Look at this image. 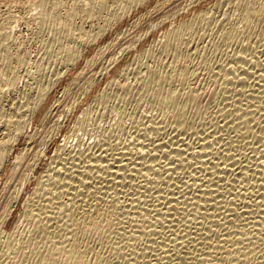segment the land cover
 Masks as SVG:
<instances>
[{
	"label": "bare ground",
	"instance_id": "obj_1",
	"mask_svg": "<svg viewBox=\"0 0 264 264\" xmlns=\"http://www.w3.org/2000/svg\"><path fill=\"white\" fill-rule=\"evenodd\" d=\"M263 24L264 0H0V190L50 87L89 77L1 210L0 264H264ZM19 25L48 35L34 73Z\"/></svg>",
	"mask_w": 264,
	"mask_h": 264
},
{
	"label": "rangeland",
	"instance_id": "obj_2",
	"mask_svg": "<svg viewBox=\"0 0 264 264\" xmlns=\"http://www.w3.org/2000/svg\"><path fill=\"white\" fill-rule=\"evenodd\" d=\"M175 6H171V7H168V10L171 8L172 10L174 9V8H176V4H174ZM167 9V8H166ZM170 9V10H171ZM215 9H217L216 8V6H215ZM18 15V14H17ZM152 21V20H151ZM151 21H149V22H147L146 23V25H145V27H147V25H148V27H151L150 26V23H151ZM20 26V25H19ZM16 26L15 27V34H16V32H18L17 34L20 36V38L24 41L23 43H24V45L23 46H25V47H23V50L25 51V53H26V56H27V61H28V63H27V66L26 67H24V69H26V71L28 72H31V73H34L35 72V64H36V62H37V59L38 58H36V57H38V52L40 51V49L38 48L39 46H40V44H41V42L39 43V41L42 39V38H45V39H48L47 37H48V35L46 36H44L43 35V37L40 39L39 38V36H37V33L33 30V31H30V32H28L29 30H27V29H25L23 26ZM264 27V24H263V26H261V28H263ZM17 29V30H16ZM21 30V31H20ZM29 33V34H28ZM260 33V32H259ZM27 34V35H26ZM46 34V33H45ZM26 35V36H25ZM31 36V37H30ZM26 38V40H25V38ZM26 41V42H25ZM149 41H152V39H151V37H150V39H149ZM128 42V39H125V40H122V41H120V42H118V43H116L115 44V46L114 45H112V46H110L109 47V50L110 51H108V55L106 56V57H104V58H101L99 61H97V63L94 65L95 67H93L92 68V71L90 72V75L91 74H93V73H99L100 71H102V69H103V67L104 66H106V64H107V61L109 60V58L112 56V55H116V57L118 58V54H119V56L121 55V57H122V55L124 56V54H122L121 53V50H122V48L125 46L124 44L125 43H127ZM28 43V44H27ZM38 43V44H37ZM122 45H123V47H122ZM42 46V45H41ZM40 46V47H41ZM32 49V50H31ZM36 50V51H35ZM39 50V51H38ZM120 50V51H119ZM38 51V52H37ZM30 52V53H29ZM119 52V53H118ZM114 53V54H113ZM31 57H30V56ZM121 57H119V59L121 58ZM36 59V60H35ZM118 59V60H119ZM30 63H31V65H30ZM105 64V65H104ZM30 70H29V69ZM99 68V69H98ZM23 69V68H22ZM22 69H20L19 71H18V73H19V75H24L25 73H26V71H24V69L22 70ZM52 70H50V68L49 69H47V71H46V77H45V81H46V79L47 80H49L51 77L52 78H54L53 77V75L54 74H52L51 72H53L54 73V69L55 68H51ZM101 69V70H100ZM48 70L50 71V72H48ZM99 70V71H98ZM21 71H23V72H21ZM52 75H51V74ZM49 74V76L47 77V75ZM89 75V76H90ZM49 78V79H48ZM51 78V79H52ZM50 79V80H51ZM89 79V77L87 78V79H85V81L84 82H81V83H79V84H77L76 86L74 85V87H71V88H69V89H63L62 88V86H60V85H57V84H55V85H53V87H50V91H49V101H50V106L52 107V108H50V110H49V114H50V116H49V114H48V116L49 117H47V119H46V122L44 121L43 122V124H41V126H40V128L37 126H33V125H31V124H28L26 127H25V130H24V135L26 136V135H29L30 133H34V131H35V133L33 134V138H34V141H33V139H31L29 142L27 141V139L25 138V140H26V143H25V141L23 140V139H20V141L19 142H17L15 145H16V151H18V152H20V151H22V150H28L29 149V151H26L25 152V150L24 151H22V152H25V153H22V158L25 160H23L24 162H23V164L25 163V165H21V166H23V167H21L20 166V172L18 171V173H21V174H18V176L16 177L15 176V178L13 179V181L11 182V181H8V182H10V183H6L5 184V186L4 187H2V191L0 190V213H1V210L3 209V207H4V205H6V203L9 201V199L12 197V195H15V194H18L19 193V187H20V180L22 179V174H24L23 172H25V168H26V165L29 163V162H31L32 160L31 159H33L32 157H34L33 155H35V153H37L38 151H41V150H44L45 148V145H43V141L47 138V139H49L50 138V140H53V139H55V138H59V139H61V137H62V135L65 133V132H68L69 131V129H72L75 125H74V122H75V118H79V119H81L82 118V116H84L82 113L84 112L83 111V108H81V102H80V100H78L79 99V97H80V94H81V91H82V89H83V87L85 86V83L87 82V80ZM23 80V79H22ZM22 80H20L19 81V85H18V88H19V90H23L24 88H22V87H24L25 86V81L24 82H22ZM99 82H102L103 80H102V77H100L99 79H97ZM132 81V78L130 77L129 78V83H132L131 82ZM56 88V89H55ZM62 90H64V91H62ZM70 90V91H69ZM61 91V92H60ZM67 91V92H66ZM70 92V93H69ZM113 92V91H112ZM112 92L110 93L111 95H110V105H111V103L113 104V105H111L112 107H120L121 106V102L118 100V99H116V96L114 95V94H112ZM77 95V96H76ZM113 95L115 96V98H113ZM112 97V98H111ZM58 100H56V99ZM77 98V99H76ZM55 100V101H54ZM113 100V101H112ZM116 100V101H115ZM117 100H118V103H117ZM75 101L76 102H80L79 103V106H78V108H76L75 107V105H76V103H75ZM115 102V103H114ZM119 102H120V104H119ZM75 105H74V104ZM120 106H119V105ZM115 105V106H114ZM131 106H129V108H128V106L127 107H125L126 108V113H127V111H129L128 113H131L133 110L130 108ZM128 109V110H127ZM132 110V111H131ZM124 111H125V109H124ZM79 114V115H78ZM91 115V116H90ZM92 115H93V117H92ZM98 115V113H95V112H93V114H87V117L89 118H86L87 120H88V122L90 123V125H89V123H88V125L89 126H87L88 128H87V130H92V126L93 127H98V129L99 128H104V127H106V125H108L105 121H100V119H97V118H95V117H98L97 116ZM75 119V120H74ZM117 119V117H115V120ZM91 120V121H90ZM95 120V121H94ZM74 121V122H73ZM111 121V120H110ZM65 122V123H64ZM92 122V123H91ZM102 122H103V124H102ZM106 123V125H104L105 123ZM61 123V124H60ZM72 125V127H71V125ZM96 124V125H95ZM98 124L101 126H98ZM102 125H104V127L102 126ZM58 126H59V128H58ZM70 126V127H69ZM28 128V129H27ZM33 130H32V129ZM38 128V129H37ZM90 128V129H89ZM37 129V130H36ZM39 129H41V130H39ZM52 129V130H51ZM58 129V130H57ZM28 130V131H27ZM57 130V131H56ZM68 130V131H67ZM90 130V131H91ZM31 131H33V132H31ZM39 131H41V132H39ZM51 131V132H50ZM54 132V133H53ZM80 132V133H79ZM78 132V134L80 135V134H82V131H79ZM58 133V134H57ZM46 134L48 135V136H46ZM54 134V135H53ZM37 136V137H36ZM82 137H84V136H82ZM39 138V139H38ZM44 138V139H43ZM85 138L86 139H88V137H86L85 136ZM46 139V140H47ZM77 139L75 138L74 139V143H77V142H75ZM33 141V142H32ZM37 141V142H36ZM30 143L29 145H27L28 143ZM25 143V144H24ZM23 145H25L26 147L24 148V146ZM20 146H22V147H20ZM41 146V147H40ZM18 147V148H17ZM33 147V148H32ZM24 148V149H23ZM43 148V149H42ZM32 149V150H31ZM28 158H27V157ZM26 157V158H25ZM27 163V164H26ZM12 180V179H11ZM18 184H19V186H18ZM17 186H18V188H17ZM4 189V190H3ZM19 190V191H18ZM21 191H22V189H21ZM12 194V195H11Z\"/></svg>",
	"mask_w": 264,
	"mask_h": 264
}]
</instances>
